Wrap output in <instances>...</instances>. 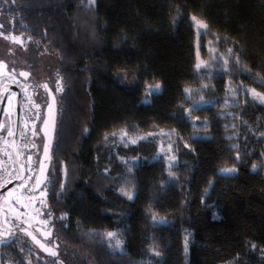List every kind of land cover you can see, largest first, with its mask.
I'll return each instance as SVG.
<instances>
[{
    "label": "trees",
    "instance_id": "1",
    "mask_svg": "<svg viewBox=\"0 0 264 264\" xmlns=\"http://www.w3.org/2000/svg\"><path fill=\"white\" fill-rule=\"evenodd\" d=\"M0 5L13 16L16 32L59 61L57 173L47 205L61 264H264V168L251 170L261 162L264 105L244 97L243 104L232 106L239 118L233 140L218 106L193 105L201 97L219 101L228 86L243 84L264 94L259 82L264 0H94L91 6L89 0H0ZM178 12L184 18L174 23ZM193 15L207 22L206 34L225 49L223 61L221 56L213 61L200 35V55L213 61L209 72L195 71ZM237 57L239 65L233 63ZM157 83L160 92L143 103L146 86ZM190 118L206 121L209 137H193ZM120 128L148 134L147 139L117 142L111 134ZM160 129L175 150L172 176L164 160L154 158V133ZM232 141L237 147L229 148ZM61 161L69 174L62 188ZM223 166L238 171L222 175ZM121 189L133 192V199ZM153 215L167 222L154 224ZM109 230L124 241L122 253L109 248L102 233ZM6 257L16 260L17 252Z\"/></svg>",
    "mask_w": 264,
    "mask_h": 264
},
{
    "label": "flooded vegetation",
    "instance_id": "2",
    "mask_svg": "<svg viewBox=\"0 0 264 264\" xmlns=\"http://www.w3.org/2000/svg\"><path fill=\"white\" fill-rule=\"evenodd\" d=\"M21 72L28 73V76H21ZM47 75L44 65L29 55L15 53L12 48L0 46V231L12 228L18 237H13L7 245L0 244V264H12L13 261L22 264H50L46 257H50L52 261L57 260V257H52L46 251L51 249L48 242L56 239L51 216L48 215L47 197L50 184L57 173L54 143L58 116V98ZM45 84L47 89L43 87ZM49 93L55 98L56 120L51 147L45 155L44 121ZM34 132L37 134L33 135ZM41 162L45 165L43 170ZM37 178L44 181L39 187L36 186ZM15 198L23 199V207L26 206V210L37 221H19L10 213V209L15 208ZM6 217L11 221L8 224H5ZM45 220L48 221L47 224L43 223ZM24 245L26 247L21 252L20 248ZM6 250L17 252L18 258H7Z\"/></svg>",
    "mask_w": 264,
    "mask_h": 264
},
{
    "label": "rangeland",
    "instance_id": "3",
    "mask_svg": "<svg viewBox=\"0 0 264 264\" xmlns=\"http://www.w3.org/2000/svg\"><path fill=\"white\" fill-rule=\"evenodd\" d=\"M13 24H14V18L13 16L7 12L5 9H3V7L0 5V25H3V28H0V31L3 32V35H0V46H3L4 48H12L15 53H19V54H25V55H29L32 59L36 60L38 63H41L44 65L46 72H47V80L50 82V84H52V87L54 88L56 97L59 98V96L61 95L62 91H63V85L62 82L57 74V69L59 66V61L56 58V56H54L51 53H48L45 50H41L38 49L35 45L32 44V42L29 40V38L25 37L23 34L18 33L14 30L13 28ZM195 28V26H194ZM208 33V32H206ZM203 34V36H205V44L204 47L206 48L207 52L209 53V55L207 56L208 58H213V57H222V61H223V55H224V50L221 47V44H219L218 40L216 37L210 36L208 34ZM7 36L8 39H5L4 37ZM12 36H17L20 37L23 41V43H16L13 42L12 40ZM195 50H196V62L195 65L197 64L198 61H204L208 63V68L207 69H202V71H206L209 72L210 70L214 69L213 66V61L215 59H212V62H209V60L207 59V57L200 55L199 52V43H200V36H198L197 31L195 29ZM222 54V55H221ZM218 57V58H219ZM226 60V59H224ZM225 71H227V67H225L223 65ZM218 68L219 65H218ZM57 81H59L60 83L57 84ZM60 87L62 89V91L57 92L56 88ZM246 87V86H245ZM229 88L231 89H235L233 87H226V92L223 96L222 99H220L219 101H207V103H203L199 106V108L201 107H207V106H218L219 107V111H218V115L226 118V122L224 123V126L227 127L229 129V131L227 132L226 136L230 139L233 140L234 136H236V131H235V126H237L239 118L238 115L236 113V111L233 109V105L237 104L239 101L240 103H244V93L241 92L239 94H237L235 91L229 92ZM247 89H252L249 87H246ZM258 92V91H257ZM248 98L251 99L250 95L248 96ZM58 100V99H57ZM201 100V99H200ZM199 100V101H200ZM206 101V100H204ZM189 110V109H188ZM190 121L193 124L195 123L196 127L194 128L193 133H196V136H192L193 137H209V134L204 131L205 128L207 127V122L206 121H202V122H198L195 118H190ZM127 132L125 128H120L116 131H114L113 133H115V135L111 134V137L116 140L117 142H121V135ZM152 134V133H151ZM146 135H136V133L134 132H130L127 133V137H125V141L127 142L129 139L131 138H136V137H140V136H147ZM154 136L157 139V151L156 154L154 156V158H157V153L160 151L161 147L168 149L169 146H171V151L167 152V155L161 154L158 158H161L164 160L165 164H166V168H169V157L174 156L175 157V161L174 164L176 162V154H175V150L174 147L171 143V140L169 138V136L167 135V131L160 129L158 130L156 133H154ZM123 140V141H124ZM231 145H235V142L232 141ZM264 147L263 150L261 152V161L264 160ZM56 159V158H55ZM57 160V159H56ZM264 168V166H263ZM59 173H60V177H61V188L62 185L65 183L66 181V177L68 178V172H67V168L65 167V164L63 161L60 162V167H59ZM60 188V189H61ZM124 191L126 189H123ZM23 199H19V198H15L14 199V205L15 208L12 210L10 209V213H12L14 215V217L19 221L22 220H28L30 222H34L37 221V218L32 216L26 209L27 207H23ZM31 211V209H29ZM41 224V223H39ZM43 225V224H42ZM109 231H113V230H109ZM109 231H103L102 233H106ZM48 245L51 246V249L56 250L57 253L60 251V246L59 243L57 242L56 239H53L52 241L48 242ZM47 258V262H51L52 259L50 257H46ZM59 264H61V259L57 258V261Z\"/></svg>",
    "mask_w": 264,
    "mask_h": 264
},
{
    "label": "snow or ice",
    "instance_id": "4",
    "mask_svg": "<svg viewBox=\"0 0 264 264\" xmlns=\"http://www.w3.org/2000/svg\"><path fill=\"white\" fill-rule=\"evenodd\" d=\"M15 2V0H13V3ZM5 3H7V0H5ZM92 4H94V0H89V6H91ZM184 18V14L182 13H179L177 14V16L174 18V23H179L182 19ZM190 23L192 25L195 26V29L197 31V34L198 36L200 35H203L207 32L208 30V24L205 20H202L200 18H198L197 16L193 15L191 16L190 18ZM0 28H3V25H0ZM0 35H3V32L0 31ZM5 39H8L7 36L4 37ZM13 42H16V43H23L22 39L20 37H17V36H12L11 37ZM29 39H31L29 37ZM219 39V38H218ZM233 53V49H228L227 50V54L229 57H231ZM212 59H217V57H213ZM234 64L236 65H239L241 63L239 57L236 58L235 61H233ZM229 65V60H225L224 61V66L227 67ZM208 68V63L207 62H204V61H198L197 64L195 65V71L198 73L200 72L202 69H207ZM238 71L240 72H245L246 69H243V68H240V69H237ZM21 76H24V77H27L28 76V73H24V72H21L20 73ZM260 86L261 87H264V77H261L260 80ZM60 82L57 81V84H59ZM43 87H45L47 89V84L43 85ZM208 85H202V88H207ZM161 90V85L159 83L155 84V85H147L146 86V95H145V99L143 101V103L147 104V103H150V97L151 95H155V94H158ZM56 91L57 92H60L62 91V89L60 87H57L56 88ZM192 90L191 89H188L186 88L185 89V92L186 93H190ZM229 92H232V91H235L237 94L243 92L246 99L247 97L250 95L251 97V100L253 103H259L261 105H264V94L260 93V92H257L255 89H247L243 84L241 85H238L235 89H231L229 88L228 90ZM203 103H207V101H204L203 97H201V100L200 101H193V105L195 107H199L201 104ZM37 107H39V105H37ZM195 107L192 108V109H189L187 110V116L190 117L191 116V113L193 110H195ZM52 109V105H49V110ZM44 124L47 125L48 124V121L45 120L44 121ZM55 127V120H53V128ZM193 127L195 128L196 125L195 123L193 124ZM45 131V135H47V131ZM88 129H85V132H87ZM11 130L9 129V135H11ZM37 133H33V135H36ZM112 135H115V133H113ZM151 135V134H150ZM262 136H264V133L261 134ZM193 136H196V133L194 132L193 133ZM125 137H127V132H124L122 135H121V140L123 141L125 139ZM105 139H108V136L106 135L105 136ZM144 139H147V137L145 136H140V137H136V138H131L127 141V143H131V144H136L139 140H144ZM127 143L125 144V146H127ZM51 147V144L50 143H46L44 145V151H45V155H47L49 149ZM232 147H237L236 145H230L229 148H232ZM168 151H171V146H169L168 149H165L163 147H161L160 151L157 153V158L161 155V154H164V155H167V152ZM264 155V154H262ZM31 159V157H29V160ZM49 159H51L49 157ZM138 159V158H136ZM235 160L236 161H239L240 160V155L239 153H237V155L235 156ZM174 161H175V157L172 156V157H169V175L172 176L173 173L171 172V168L174 166ZM133 166H135V164H133ZM261 166H264V160H262L260 163H254L252 165V171L253 172H256ZM45 168V165L43 164V162H41V170H43ZM131 167L128 169L129 172H131ZM107 171V169L105 170ZM238 171V169L236 167H227V166H223V167H220L218 169V172L222 175H232V174H235L236 172ZM44 183V181L40 180L39 178H37V183H36V186L39 187L40 184ZM210 185H211V182H209ZM2 186V185H0ZM63 187V185H62ZM121 193L122 195H125L128 197L129 200L133 199L134 197V193L131 192V191H124L123 189H121ZM41 203L44 204V201L41 200ZM45 207H47V205H45ZM49 216H51V213H48ZM66 215V214H65ZM65 217H60V219H64ZM213 218H218L216 216V213H213ZM18 219V217H17ZM11 221L9 220V218H5V224H8L10 223ZM152 222L154 224H157V223H166L167 221L163 220V219H160L158 218L157 216L153 215L152 217ZM44 224H47L48 221L45 220L43 221ZM51 233H49L50 235ZM90 235L93 234V233H89ZM28 235H32L31 233H28ZM104 236L105 238L109 241V248L113 251V252H123L124 250V241L121 240L119 237H118V232H115V231H109V232H106L104 233ZM13 237H16L18 239V237L16 236V233L12 230V228H8L6 231H0V244H3V245H7L9 244L10 241H12V238ZM33 239H35V237H33ZM186 242H185V251H187V237L185 238ZM38 242V241H37ZM39 243V242H38ZM24 247H26V245L24 246H21L20 248V251L23 252L24 251ZM41 247H43V245H41ZM255 247V246H253ZM46 251H49L50 252V255L52 257H57L58 258V254L56 251L54 250H51V249H46ZM149 251H151L153 253V255H156L158 256L159 255V252L155 250V248H150ZM12 264H16L15 261L12 262ZM30 264V262H29ZM50 264H56V261L53 260L50 262Z\"/></svg>",
    "mask_w": 264,
    "mask_h": 264
},
{
    "label": "water",
    "instance_id": "5",
    "mask_svg": "<svg viewBox=\"0 0 264 264\" xmlns=\"http://www.w3.org/2000/svg\"><path fill=\"white\" fill-rule=\"evenodd\" d=\"M49 105H52V109L49 110ZM45 120L48 121V124L45 125V129L47 131V135H46V143H51V138H52V135H53V120H56V103H55V98L54 96L49 93V100H48V104H47V107H46V116H45ZM17 124H16V128H17ZM45 152V151H44ZM19 179V178H18ZM17 179V180H18ZM12 184V183H11ZM9 184V185H11ZM7 187V186H6ZM34 241L41 247V245H43L40 241H38L37 239H34ZM39 243H38V242ZM44 248V245L43 247Z\"/></svg>",
    "mask_w": 264,
    "mask_h": 264
}]
</instances>
